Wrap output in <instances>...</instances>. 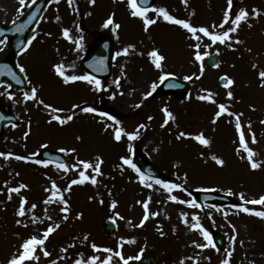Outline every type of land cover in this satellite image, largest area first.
I'll return each instance as SVG.
<instances>
[{"label": "rangeland", "instance_id": "obj_1", "mask_svg": "<svg viewBox=\"0 0 264 264\" xmlns=\"http://www.w3.org/2000/svg\"><path fill=\"white\" fill-rule=\"evenodd\" d=\"M31 1L26 0V5ZM226 6V0H188L187 6L182 0H154L153 3V7H164L177 18L189 19L195 26L219 24ZM241 7L250 12L256 8L261 13L258 18L250 19L251 28L248 23L242 24L238 36L244 41L243 44L235 45V50H232L221 44L211 45L204 38L201 41L202 51L212 53L218 49L220 66L207 67L204 61V75L199 80H187L189 88L184 96L160 93L157 86L153 95L140 108H136L143 93L150 90L153 83L158 85L161 81L159 77L162 72L154 67L148 52L154 48L159 49L166 57L163 73H172L177 75L176 78L185 80V76L199 75V63L194 62L193 49L189 46L196 41L190 38L186 30L162 18H158L157 23L145 32L142 20L129 14L127 0H96L94 5L88 0H74L72 7H69L68 0L50 4L32 33L36 35V40L26 52L15 58L17 65H23L26 69L27 89L13 91L14 100H9L6 94L0 95V102L19 118L15 127L6 126L0 135V152L29 156L32 153L38 154L42 148L57 151L61 147H75L77 152L67 156L59 152L65 157V163H75L77 156L88 160L96 154H102L105 161L102 166L104 175L98 177L99 183L96 186L91 183L74 185L71 192L65 194L71 211L69 219L64 221L59 212L61 205L43 204L49 195L44 189L50 187L48 177L56 180L63 188L71 179L76 178L77 173L70 171L64 174L55 166H30L25 161L0 157V264H7L23 238L39 234L53 222H59L61 227L46 242V248L52 255L45 258L38 251L41 256L38 264H49V259H56L57 264H73L78 254H82L85 259L91 255L104 257L105 253H94L91 244L115 250L121 238L135 240V243H124L122 247L123 255L133 258L129 262L135 261L137 255H151L156 264H180L181 260H184V264H193V260H197L198 264H220L227 252L234 248L230 264H264V219L238 210L242 203L240 193H244L247 199L264 194V124L260 123L264 120V87L260 86L258 77V72L264 70V0H233V12H238ZM20 8L19 0H0V23H13L21 15ZM113 13L114 22L121 25L116 32L111 30L112 26L103 27L104 21ZM57 16L59 20H56ZM149 16L155 18V13L150 12ZM63 28L70 30L69 38L62 35ZM100 34L110 35L114 43L111 73L101 80L108 90L96 92L86 82L65 85L56 76L53 65L63 63L67 74L83 75L79 62L86 47ZM77 40H80L82 48L77 49ZM129 44H135L134 51L128 55H115ZM205 44L210 46L204 49ZM0 48V57H3L8 51L6 43L0 45ZM56 58L62 62H56ZM253 63L258 65L256 69H253ZM122 68L126 75H122ZM225 73L235 80L230 89L234 93L232 100L227 99V90L217 83V79ZM117 77L121 78L119 90L113 83ZM34 86L39 88L37 99H43L45 103L65 110L71 109L73 104L92 105L116 116L126 131H134L141 123L146 124L147 129L141 130L140 137L135 141H128L125 137L121 142H116L111 136L112 129L105 131L102 118L98 115L77 111L76 117L68 125L60 126L55 122L49 124L48 111L42 105L23 98V93ZM201 89L212 90L217 94L215 98L218 103H225L231 106V111L243 113L241 122L245 125L246 139L257 153L254 159L261 163L260 168L252 170L247 159H241L245 154H237L239 137L232 117L225 115L216 124H212L217 108L214 104L196 98L202 94ZM4 91L0 87V92ZM120 91L124 95H120ZM114 92L115 99H110ZM165 107L175 115L176 120L169 121L162 128L165 119L162 109ZM149 116L153 117L151 121L148 120ZM249 121L251 131L257 138L256 144H251V136L246 127ZM106 123L112 124L111 121ZM179 131L193 134L202 131L211 140V145L202 146L191 138L177 140L176 134ZM25 132H29L27 138ZM77 136L83 139L77 140ZM129 143L132 144L131 153L128 152ZM134 149H139L146 161L159 169L158 179L184 184L187 191L174 190L172 193L180 199L194 200L196 191L205 190L228 195L231 189L233 195L228 196L234 202L193 208L169 201L168 193L160 186L154 185L149 189L139 183L132 169L125 168L123 172L119 170L120 156L131 155L133 159ZM213 154L223 158L225 164L217 165L211 159ZM34 159L40 158L36 155ZM21 182L29 185V190L21 193L28 197L29 206L31 203L38 205L34 210L35 215L44 219V209L47 208L53 221L44 219L43 223L33 225L31 214L24 218L16 216L19 195L13 194L9 201L7 188ZM148 197H151L150 211L159 212L160 215L150 217L142 227H136L144 215V209L137 201L147 200ZM101 199L103 204L100 203ZM112 200L117 201L114 210L110 208ZM246 206L264 211L261 205ZM114 212H118L124 219L115 218V229L109 232L104 229L103 223L107 219L112 220ZM182 212L188 213L189 225L194 223L191 217L195 214L213 238L214 233H220L224 237L221 250L194 247L192 241L203 243V237L199 231L190 230L189 225L182 222ZM77 213H83L81 219L75 218ZM17 219H23L28 227L17 225ZM232 225L238 233L234 245L230 240L233 235ZM158 228L163 231V236ZM84 235H88L87 241H82ZM70 244L75 246L68 248L67 253L61 252V248ZM190 257L193 259H188ZM113 264H120L119 259L114 258Z\"/></svg>", "mask_w": 264, "mask_h": 264}, {"label": "snow or ice", "instance_id": "obj_2", "mask_svg": "<svg viewBox=\"0 0 264 264\" xmlns=\"http://www.w3.org/2000/svg\"><path fill=\"white\" fill-rule=\"evenodd\" d=\"M50 2L53 3H59V0H50ZM88 2L92 5L96 3V0H88ZM32 3H35V0H32ZM182 3H184L187 6L188 0H182ZM74 4V0H68L69 7H72ZM19 5L21 6L20 11L22 14V10L24 7L29 6L26 5V0H19ZM226 8L223 10V18L220 21L219 24L213 23L211 26L206 25H200L195 26L193 25L189 19H181L177 18L176 16L170 14V12L164 8V7H149L147 6V0H127V7L129 9V14L134 18H139L143 22L144 31L148 32L150 26L157 23L158 18H162L164 21L179 26L180 28L186 30V32L190 35V38L196 41V43L189 45L193 49V59L194 62L199 63V75L193 74L192 76H185V80H192L193 78L199 80L205 72V66L204 61L207 57L210 56V53L207 50L202 51V43L201 41L204 38H207L208 41L211 42V45L221 44L225 45L229 49L235 50V45L243 44L244 41L241 40L238 36V32L244 23H248V27L251 28L252 24L249 23L251 18H258L260 16V11L256 8L251 9V12L245 8L241 7L238 12H233V0H226ZM155 13V18L150 17L149 13ZM114 13L109 15L107 19L104 21L103 27L108 28L109 26H112V31L116 32L121 25L119 23L114 22ZM32 18L29 17V21ZM60 17L57 16L56 20H59ZM15 23V21L13 22ZM227 26V27H226ZM25 25L21 24L16 27L15 31L21 32L24 30ZM219 29V31H217ZM47 35H51V33H47ZM62 35L65 38H69L70 36V30L68 28L62 29ZM36 40V35H32L30 38L27 39L26 42H22V47L20 49L21 53L26 52L33 44V41ZM82 40V37H81ZM6 43L5 40L0 39V45H4ZM210 45H203L204 49H207ZM76 47L77 49L82 48V44L80 40L76 41ZM2 50V48H0ZM135 50V45L129 44L127 47H125L122 52H117L115 55H128L130 51ZM249 52L252 50L249 48ZM219 50L217 49V54ZM142 54V53H141ZM148 56L154 65V67L158 70H161L162 74L160 75L159 79L161 81L166 80L169 76L173 75L172 73H163V62L166 60V57L160 53L159 49H152L148 52ZM213 67H219V63L213 62ZM7 67V66H3ZM20 73H26V69L23 65H17ZM253 69H256L258 65L255 63L252 64ZM53 70L57 77L61 78L62 82L65 85H69L75 82H86L87 84L91 85L93 87V90L96 92H102L107 91L108 87L105 86L100 79H97L95 76L91 74H83V75H69L67 74V68L63 63H57L53 65ZM122 75H126L124 73L123 68L121 69ZM3 72H0V75H3ZM8 75L12 76L14 79L16 78V74L9 69ZM258 77L260 79V86L264 87V70H261L258 72ZM26 78V77H25ZM120 77H117L113 83L115 84L116 88L119 90L121 89V83H120ZM219 80L221 82V85L223 88L227 90L226 95L228 100H232L234 98V93L230 90L231 87L235 84V80L231 77H229L226 73L221 75L219 77ZM170 87H175L177 85H169ZM0 87L4 88V92H0V95H7L9 100H14V94L8 91L12 88L11 83L7 82H0ZM156 83H153L151 85L150 90L143 93L142 99L139 103L135 105L136 108H140L145 100H147L149 97H151L156 90ZM202 94L198 95L196 98L200 101H205L211 104L216 105L217 110L215 111L213 118H212V124H216L217 121L222 118L223 116L227 115L234 119V126L235 130L239 137V146L237 147L236 151L239 155L241 152H243L245 155L241 156V159H247L249 166L252 170H256L261 167V163L257 162L254 157L256 156V151L249 146V141L246 139V132H245V125L242 124L241 118L243 116V113H237L234 111H231V106L226 105L225 103H218L216 100V93H214L210 89H201L200 90ZM39 93V88L32 87L30 91L23 93V98L25 101H34L39 105H42L44 109L48 111L49 120L47 121L49 124L56 123L60 126L68 125L70 122L74 120V118L77 115V111L80 113L85 114H93L98 115L102 118V121L104 123V130L108 131L110 128L111 136L114 141L121 142L122 139L125 137L128 141H135L140 137L141 130H146L147 125L144 123L139 124L134 131H126L125 128L122 126V122L114 115L105 112L100 111L95 106L92 105H84L81 106L80 104H73L71 109L65 110L64 108L56 107L52 104L45 103L43 99H37ZM120 95H124L123 91L119 92ZM116 93H112L110 96V99H115ZM253 110L255 108L253 107ZM162 111L165 114L164 122L161 124V127H165L169 124V121H175L176 117L175 115L167 108H163ZM61 113H66L64 115H61ZM153 119L152 116L148 117V120L151 121ZM106 121H111L112 124L106 123ZM261 124H264V120L260 121ZM15 127V125H13ZM247 130L248 134L251 136V144L257 143V138L254 132L251 131V121L247 123ZM29 131H30V122H29ZM29 135V132H25L24 136L27 138ZM191 138L198 142L202 146H210L211 140L208 139L205 134L201 131L199 133L193 134L188 133L185 131H179L176 134V139H187ZM77 140H82V136H77ZM42 147H46L45 145H42ZM60 153H64L65 156L70 155L72 153H76L77 149L75 147L70 148H59L57 150ZM128 152H132V144H128ZM37 154L32 153L29 156L24 155H15L11 152L5 153L0 152V157H4L5 159L14 158L19 161H25V162H34L37 165H42L43 167L47 168L50 163H54L55 168L58 171H62L64 174H67L70 171L76 172L77 176L74 179H71L66 187L61 188V186L58 184V182L51 177H48L50 180V187H45L44 191L46 193H49V195L43 200V204L45 205H53V204H59L61 207H59V212L62 214V220L67 221L69 219V213L71 211L69 200L65 198L66 193H70L72 190V187L74 185H84L86 183H91L93 186L98 185L99 180L98 177H102L104 175L102 171V166L104 164V159L102 154H96L94 158L92 159H80L78 156L76 158L75 163L69 165L65 163L64 161L59 162H53L49 160H42V159H34ZM203 155V153H201ZM120 164L118 165V168L121 172L125 170V168L132 169L137 176V179L139 183L149 189H152L154 185L160 186V188L166 190L168 193L167 199L171 202L180 203V204H187L190 207L198 208L200 205L196 203L195 200H182L178 196L172 194L174 190L178 191H187V189L184 187V184L180 183H169L164 179H153L151 176H147L137 165L133 162V159L131 155L128 156H120ZM211 159L215 161L217 165L223 166L225 164V160L223 158H220L219 156L213 154L211 156ZM179 166V165H177ZM16 175H19L17 173ZM146 181H150L147 182ZM187 183V174H185V184ZM7 185V181L5 182ZM29 190V185L26 183H19L17 186L14 187H8L7 188V198L9 201L12 200L13 194L19 195V204L16 209V216L20 218H24L31 214V223L33 225H36L38 223H43L44 219H47L48 221H53V217L48 214V209H44V219L37 217L34 213V210L38 207L36 203H31L29 206V200L28 197L22 195V191ZM109 195H111V190L109 189ZM228 195H233L231 189L228 190ZM89 199H93V197H89ZM239 199L242 201V203L238 206V210L240 212L249 214V215H255L257 217H260L264 219V211H258L251 209L247 207L246 205H261L264 206V194L260 195L258 198L253 199H247L244 193L239 194ZM100 203L103 204V199L100 200ZM138 204H141L144 209V215L143 218L140 220L139 225H135L136 227H142L146 221L149 220L150 217H156L160 215L159 212H151L149 205L151 203V197H148L147 200L144 201H137ZM117 207V201L112 200L110 204L111 209H116ZM215 207V206H213ZM209 218H211V213L208 214ZM83 216V213H77L76 219H81ZM225 216H227V213H225ZM115 218L124 219V217L120 216L118 212H114V217L111 218L113 220V223H115ZM181 219L182 222L185 225H189L188 220V213H181ZM191 220L194 221V223H191L189 225L190 230L193 231H199L200 234L203 237L204 242L200 243L197 241H192V245L198 249H207L209 247L216 248V245L213 241L212 234L200 223V217L198 215H192ZM15 223L21 227H28V224L24 222L23 219H17ZM131 224V221H129ZM61 227L59 222H53L50 223L45 229H43L39 234H32L26 238L22 239V242L19 244L18 248L16 249V252L13 253L9 259L7 260V264H32V262H38L41 259V256L38 254L42 253L43 257L50 258L52 253L49 252L46 248V242L49 240V237L51 234H53L55 231H57ZM233 235L230 237L231 243L234 245L237 241V230L234 225L231 226ZM160 231V235L163 236L164 233L159 228L157 229ZM173 231H175V228H173ZM18 235V234H17ZM88 235H84L82 237V241L88 240ZM124 243H135L134 239L131 240H124V238H121V242L118 243L117 249H112L108 247H101L98 246L95 243L91 244V248L94 253H105L106 255L104 257H101L99 255H91L87 257L86 259L82 256V254H78V257L73 260V264H113L114 258H118L120 264H129V260L133 259L132 257L126 258L123 255L122 247ZM241 244H243V241H240ZM74 244L68 245L66 248H61V252L67 253L68 248L74 247ZM143 251V250H141ZM234 252V248H232L231 251H228L226 254V258L221 260L220 264H230V259L232 257V254ZM65 257H58V259H64ZM135 259L139 260L140 256L137 255ZM193 259V258H188ZM49 264H57L56 259H49ZM180 264H184V260L180 261ZM193 264H198L197 260H193Z\"/></svg>", "mask_w": 264, "mask_h": 264}, {"label": "water", "instance_id": "obj_3", "mask_svg": "<svg viewBox=\"0 0 264 264\" xmlns=\"http://www.w3.org/2000/svg\"><path fill=\"white\" fill-rule=\"evenodd\" d=\"M153 0H147V5L151 4ZM49 2V0H35V3L29 7V9L27 10L26 14L24 17L21 18V20H19L21 23L22 21H24V19L26 18V16H28L30 13H32L34 11V14H32V19L31 21L25 23V25L27 26V29L26 31H24L23 35H21L22 39H20V42L17 44V46L15 47V52H17L21 47H22V42H25V39L27 38V35L28 33L31 31V29L33 28L35 22L37 21L38 17L40 16V14L42 13L43 9L45 8V6L47 5V3ZM9 38V37H8ZM10 39V38H9ZM11 41V39H10ZM103 41H105L104 39H101V41H98L97 42V46L96 48L90 53V56H92L93 54H95V58H100L101 56L99 55H104V52L101 50V45L104 43ZM108 41V40H106ZM15 44L13 42V48H14ZM14 51L11 49V53L10 55L1 60L0 63H3L5 64V68H7L8 70L11 69L12 72H14L16 74V78L14 79L12 76H6V73L3 69L0 68V72H3L4 74L3 75H0V82H2V79H1V76H5V78H8L12 84V87L14 86H17L19 88H23L25 85H24V78L22 76V74H19L18 72H15V65H14V62H13V54ZM98 54V55H96ZM104 58V57H103ZM109 58H110V55L108 53V55H106L105 57V62H108L109 61ZM214 62V57H211L210 60H209V63H213ZM91 72L93 74H96L98 76H104L108 73V68L106 69V71L104 72H98V71H95V70H91ZM171 82H174V80L172 79H167L166 81H164V83L161 85L160 87V90L162 91H168L170 90L171 88L168 86ZM15 123L17 122L16 119L11 116L10 113H2L0 112V133L2 131V128L5 124L7 123ZM56 158L58 160H63L62 158H59L55 155H50V158ZM221 197H218L216 198V200H212L213 202H221ZM142 263H145L146 260H142L141 261ZM141 262H139L138 264H141Z\"/></svg>", "mask_w": 264, "mask_h": 264}]
</instances>
